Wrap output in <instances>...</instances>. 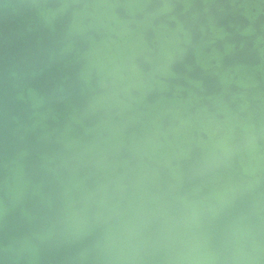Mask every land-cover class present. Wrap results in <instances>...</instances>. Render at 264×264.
Wrapping results in <instances>:
<instances>
[{
	"label": "water",
	"instance_id": "obj_1",
	"mask_svg": "<svg viewBox=\"0 0 264 264\" xmlns=\"http://www.w3.org/2000/svg\"><path fill=\"white\" fill-rule=\"evenodd\" d=\"M0 264H264V0H0Z\"/></svg>",
	"mask_w": 264,
	"mask_h": 264
}]
</instances>
